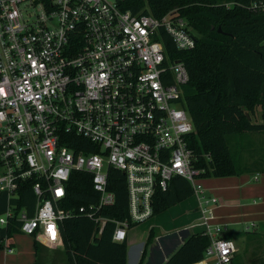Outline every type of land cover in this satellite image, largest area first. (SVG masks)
<instances>
[{"label": "built area", "instance_id": "obj_1", "mask_svg": "<svg viewBox=\"0 0 264 264\" xmlns=\"http://www.w3.org/2000/svg\"><path fill=\"white\" fill-rule=\"evenodd\" d=\"M121 1L0 0V192L9 200L0 224L17 223L40 243L63 246L60 222L82 215L98 233L112 223L111 238L120 243L154 215L157 191L180 176L199 212L184 230L208 237L203 262L232 264L238 248L214 221L218 199L206 192L204 169L196 166L201 156L189 143L188 70L167 56L163 38L185 51L196 34L177 8L156 17L123 10ZM71 134L99 151L77 149ZM110 167L125 178L124 219L100 214L116 202ZM73 172L90 175L96 201L63 206ZM25 183L35 202L17 208L12 200Z\"/></svg>", "mask_w": 264, "mask_h": 264}, {"label": "trees", "instance_id": "obj_2", "mask_svg": "<svg viewBox=\"0 0 264 264\" xmlns=\"http://www.w3.org/2000/svg\"><path fill=\"white\" fill-rule=\"evenodd\" d=\"M259 4H264V0H122L120 3L123 10L133 14L142 11L156 17L177 8L196 34L195 47L185 51L175 49L164 32L163 38L167 56L181 59L188 70L189 80L182 87L183 105L195 126L189 143L201 156L196 166L204 169L202 178L237 175L248 170L232 158L228 137L264 132V11ZM257 109H260V121L253 122L250 118ZM69 140L77 149L99 151L80 136L71 134ZM107 179L116 202L100 214L124 219L127 216L124 175L110 167ZM68 180L64 207L87 205L98 199L89 174L73 172ZM156 194L154 214L190 197L192 189L186 179L174 176L169 188ZM18 195L19 199L12 200L17 208L35 202L30 183L22 184ZM113 226L108 222L98 233L94 221L82 215L60 222L68 264H127L126 240L120 243L112 240ZM5 233L11 236L22 232L17 223L9 221ZM153 237L151 229L147 242ZM208 245L207 236L192 233L163 264L199 262ZM3 247L0 242V249ZM145 254L144 249L139 264L144 263Z\"/></svg>", "mask_w": 264, "mask_h": 264}, {"label": "crops", "instance_id": "obj_3", "mask_svg": "<svg viewBox=\"0 0 264 264\" xmlns=\"http://www.w3.org/2000/svg\"><path fill=\"white\" fill-rule=\"evenodd\" d=\"M261 159L263 158H259L258 161L262 162ZM202 181L206 192L215 195L218 199L214 207V221L225 228L224 237L230 238L238 248V252L232 258V264H236V261L238 264H260L264 260V169H248L240 174L224 177L210 176L203 178ZM0 195L4 196L6 204V207H1L0 212L5 213L9 200L7 194L1 193ZM196 204L195 198L192 210L197 216L192 223L196 222L199 216V212L195 209ZM186 226L188 225L166 234H161L160 230L151 226L149 232L152 229L154 237L147 242L148 233L142 245L133 244L131 235L127 234L125 239L128 246L126 263L139 264L145 249L143 264H163L181 245L186 236L198 233V231H185ZM34 241L36 240L33 236L25 233H14L7 236L5 227L2 228L0 242L4 247L0 249V264H29L32 262L52 264L48 258L58 251L64 255L65 264H68L62 245L37 243L35 248ZM149 245L151 247L147 251ZM7 246L13 250L9 251ZM193 264H212V262L201 260Z\"/></svg>", "mask_w": 264, "mask_h": 264}, {"label": "rangeland", "instance_id": "obj_4", "mask_svg": "<svg viewBox=\"0 0 264 264\" xmlns=\"http://www.w3.org/2000/svg\"><path fill=\"white\" fill-rule=\"evenodd\" d=\"M250 119L253 122L260 121V109H257L256 113L253 114ZM228 142L232 158L237 160L240 165L250 170L264 169V132H243L238 136H229ZM259 158H263L261 159L262 162L258 161ZM1 193L2 192H0V194ZM4 202V196L0 195V210L1 207H6ZM194 205L195 196L191 195L175 205L154 214L152 217L131 226L128 234L131 235L133 244L142 245L145 242L151 226L158 231L160 230L161 234H166L175 232L176 229H182L185 225H190L197 216L192 210ZM0 217H4V212H0ZM2 228H4V226L0 224V231ZM196 230L197 228H192L191 232ZM36 241L38 244L40 243L38 240ZM150 247L151 245L148 246L147 251ZM48 260L52 264H65V257L61 251L50 255ZM236 264H238V261H236Z\"/></svg>", "mask_w": 264, "mask_h": 264}, {"label": "snow or ice", "instance_id": "obj_5", "mask_svg": "<svg viewBox=\"0 0 264 264\" xmlns=\"http://www.w3.org/2000/svg\"><path fill=\"white\" fill-rule=\"evenodd\" d=\"M49 232L52 234L53 238H55V232L53 226H49Z\"/></svg>", "mask_w": 264, "mask_h": 264}, {"label": "water", "instance_id": "obj_6", "mask_svg": "<svg viewBox=\"0 0 264 264\" xmlns=\"http://www.w3.org/2000/svg\"><path fill=\"white\" fill-rule=\"evenodd\" d=\"M220 30H221V28L218 29V31H220Z\"/></svg>", "mask_w": 264, "mask_h": 264}]
</instances>
